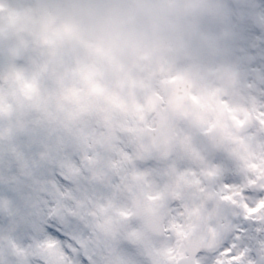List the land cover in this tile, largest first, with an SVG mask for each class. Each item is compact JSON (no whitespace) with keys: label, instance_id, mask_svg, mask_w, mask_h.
Returning a JSON list of instances; mask_svg holds the SVG:
<instances>
[{"label":"clouds","instance_id":"1","mask_svg":"<svg viewBox=\"0 0 264 264\" xmlns=\"http://www.w3.org/2000/svg\"><path fill=\"white\" fill-rule=\"evenodd\" d=\"M253 44L264 45V0H0V154L73 151L119 186L126 221L167 226L179 208L191 215L178 222L215 225L214 210L243 212L226 183L253 192V207L264 199V123L252 109L255 97L264 110V86L244 58ZM164 134L167 157L137 155ZM221 163L223 176L207 174ZM261 217L256 207L249 223Z\"/></svg>","mask_w":264,"mask_h":264},{"label":"snow or ice","instance_id":"2","mask_svg":"<svg viewBox=\"0 0 264 264\" xmlns=\"http://www.w3.org/2000/svg\"><path fill=\"white\" fill-rule=\"evenodd\" d=\"M244 58L252 86H264V45L253 44ZM252 109L264 123V110H258L255 97ZM244 123L237 120L238 125ZM172 139L168 134L156 137L152 147L137 155L147 157L155 148L161 158L167 157ZM188 139L181 137L180 142ZM125 159L131 157L125 154ZM247 166L257 167L254 163ZM168 167L175 171L174 163ZM225 172L221 163L207 174L215 177ZM177 175L183 178L185 173ZM118 187L99 172H86L73 151L58 152L54 157L41 151L29 157L13 146L6 155L0 154V221L5 222L4 239L9 242L7 252L0 251V264H264V225L249 223L256 207H264V199L257 200L255 207L249 205L245 196L252 197L253 192L226 183L240 199H224L242 213L218 209L209 213L219 216L215 225L203 220L181 223L176 217L191 213L177 208L171 210L174 215L165 226L159 217L145 224L126 221L131 213L118 206ZM166 228L175 232L174 243L156 239Z\"/></svg>","mask_w":264,"mask_h":264}]
</instances>
